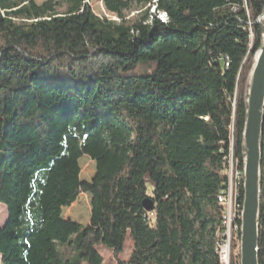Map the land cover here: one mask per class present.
Instances as JSON below:
<instances>
[{
  "label": "trees",
  "instance_id": "trees-1",
  "mask_svg": "<svg viewBox=\"0 0 264 264\" xmlns=\"http://www.w3.org/2000/svg\"><path fill=\"white\" fill-rule=\"evenodd\" d=\"M91 1L60 11L0 0V264H103L97 247L117 255L128 235L131 257L118 264H221L220 197L234 150L243 172L264 0H104L119 21ZM85 194L90 223L64 219Z\"/></svg>",
  "mask_w": 264,
  "mask_h": 264
},
{
  "label": "water",
  "instance_id": "water-1",
  "mask_svg": "<svg viewBox=\"0 0 264 264\" xmlns=\"http://www.w3.org/2000/svg\"><path fill=\"white\" fill-rule=\"evenodd\" d=\"M263 24L264 14L255 25ZM246 118L242 134L243 206L239 238V263L260 264L259 240L262 193V159L264 136V35L254 56L246 84ZM144 207L151 212L153 203Z\"/></svg>",
  "mask_w": 264,
  "mask_h": 264
},
{
  "label": "rangeland",
  "instance_id": "rangeland-1",
  "mask_svg": "<svg viewBox=\"0 0 264 264\" xmlns=\"http://www.w3.org/2000/svg\"><path fill=\"white\" fill-rule=\"evenodd\" d=\"M49 1L51 0H35L38 6H42L43 4ZM52 1L61 4L60 5L61 7L59 8L60 11H63L65 9L66 0H52ZM90 6L93 12L101 19L119 21V19L115 15L109 13L106 10L104 6V0H92L90 2ZM151 13H154V9H151ZM137 14L138 13L136 11L129 13L128 19H135L137 17ZM160 18L163 21L166 20V17L164 15H160ZM80 168H81V180L91 182L96 174L95 162H93L88 157H84L80 160ZM242 184H243V180H242ZM91 200H92L91 195L85 194L80 196L79 199L76 201V203H74V205H72L68 209L66 208L63 210V218L79 223L83 226H87L90 223V219H91V212H92ZM7 220H8L7 207L5 205L0 204V227H3L6 224ZM233 247H232V252H234ZM97 249L103 258V264H118L119 261H127L130 259L133 251V243L130 238V235H128L124 243L123 251L117 255H115L110 249H108L103 245L98 246ZM238 252H239V246H238Z\"/></svg>",
  "mask_w": 264,
  "mask_h": 264
},
{
  "label": "built area",
  "instance_id": "built-area-1",
  "mask_svg": "<svg viewBox=\"0 0 264 264\" xmlns=\"http://www.w3.org/2000/svg\"><path fill=\"white\" fill-rule=\"evenodd\" d=\"M234 137L232 146H234ZM227 185L223 190L222 213L224 214V233L220 244L221 264H231L235 235L239 232L240 183L242 182L241 162L234 154L230 155L226 170Z\"/></svg>",
  "mask_w": 264,
  "mask_h": 264
},
{
  "label": "bare ground",
  "instance_id": "bare-ground-1",
  "mask_svg": "<svg viewBox=\"0 0 264 264\" xmlns=\"http://www.w3.org/2000/svg\"><path fill=\"white\" fill-rule=\"evenodd\" d=\"M243 172H242V176H243ZM243 180V179H242ZM242 186V182L240 183V187ZM241 192V191H240ZM220 200H221V206H222V202H223V195H221L220 197ZM241 201V200H240ZM241 207V206H240ZM242 208V207H241ZM240 214H241V209H240ZM224 219V217H223ZM239 219H241V215H239ZM223 225H224V221H223ZM240 225V224H239ZM239 230H240V227H239ZM219 250V249H218Z\"/></svg>",
  "mask_w": 264,
  "mask_h": 264
}]
</instances>
